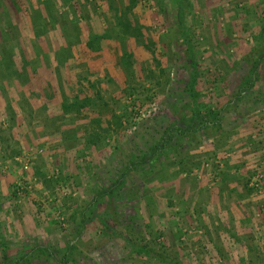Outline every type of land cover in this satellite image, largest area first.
<instances>
[{"label": "rangeland", "instance_id": "obj_1", "mask_svg": "<svg viewBox=\"0 0 264 264\" xmlns=\"http://www.w3.org/2000/svg\"><path fill=\"white\" fill-rule=\"evenodd\" d=\"M183 5L220 119L152 161L191 112L174 4L0 0V264H264V0Z\"/></svg>", "mask_w": 264, "mask_h": 264}, {"label": "trees", "instance_id": "obj_2", "mask_svg": "<svg viewBox=\"0 0 264 264\" xmlns=\"http://www.w3.org/2000/svg\"><path fill=\"white\" fill-rule=\"evenodd\" d=\"M176 9V26L179 32L180 40L182 45L184 46V52H185V60L188 64V66L191 68V74L190 79L187 83L186 90L188 97L190 99L191 103V112L189 116V121L183 125H172L170 127H167V129L163 132L162 136L160 137V140L157 145H155L152 150L150 151V157L152 161L156 158L155 155L161 153L162 151L168 149V150H174V137L178 136L179 138H182L184 136L193 134L197 132L199 129L210 128L217 129V126L219 124V110H213L209 106L205 105L203 101L201 100L199 91L195 88V80H196V70H197V64L194 58V52L192 45L189 41V34L187 31V28L183 24V0H170ZM143 161H146L145 158L142 159ZM141 162V161H139ZM127 171V170H126ZM126 171H123L119 178L112 183L110 187H108L107 190L103 191L102 193H98L97 198L102 197L106 192L111 191V189L115 186L113 184L120 182V180L124 177ZM94 201V200H93ZM81 223L83 224L86 221V218L81 216ZM133 250L138 254H143L144 256L148 258H153L154 260H157L159 262L167 263L168 261L164 258L160 259V254L154 253L151 254V249L145 246H135L131 244ZM70 247V246H69ZM40 251L45 252V249ZM65 254L64 256H66ZM25 256H21L16 259V261H24ZM1 260L3 261L1 264H8V257L5 254L1 255ZM167 261V262H166ZM26 262V261H24ZM169 263V262H168ZM177 264V263H175Z\"/></svg>", "mask_w": 264, "mask_h": 264}, {"label": "crops", "instance_id": "obj_3", "mask_svg": "<svg viewBox=\"0 0 264 264\" xmlns=\"http://www.w3.org/2000/svg\"><path fill=\"white\" fill-rule=\"evenodd\" d=\"M258 253H256V254H247V253H245L244 251H242V253L240 254V256H241V258L243 259V260H245L244 261V263H246V264H249L250 262V260H255V259H257V257H255L256 255H257ZM262 258V257H261ZM247 261V262H246Z\"/></svg>", "mask_w": 264, "mask_h": 264}]
</instances>
